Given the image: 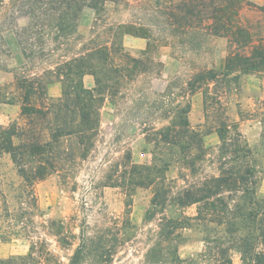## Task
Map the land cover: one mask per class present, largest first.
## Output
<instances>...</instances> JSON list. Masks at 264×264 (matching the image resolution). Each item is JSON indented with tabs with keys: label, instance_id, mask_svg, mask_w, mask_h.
I'll return each instance as SVG.
<instances>
[{
	"label": "rangeland",
	"instance_id": "374dc122",
	"mask_svg": "<svg viewBox=\"0 0 264 264\" xmlns=\"http://www.w3.org/2000/svg\"><path fill=\"white\" fill-rule=\"evenodd\" d=\"M250 2L239 20L251 43L241 47L214 30L208 0H106L83 7L73 31L66 16L49 15L45 0H0V127L26 122L18 79L50 80L43 97L57 98L62 76L55 71H73L83 58V85L93 88L98 77L105 88L101 104L92 102L97 131L82 144L60 138L56 168L44 179L30 183L19 172L33 169L35 158L13 162L0 152V258L69 264L78 249V264L220 263L201 225L173 220L196 214L197 204L178 203L181 193L219 172L215 128L222 121L247 143L241 164L254 170L264 194V70L199 79L220 72L229 54L264 46V0ZM120 24L146 28L149 37ZM179 115L204 135L202 154L183 148ZM257 249L264 252V240ZM228 254L239 264L237 252Z\"/></svg>",
	"mask_w": 264,
	"mask_h": 264
},
{
	"label": "trees",
	"instance_id": "16d2710c",
	"mask_svg": "<svg viewBox=\"0 0 264 264\" xmlns=\"http://www.w3.org/2000/svg\"><path fill=\"white\" fill-rule=\"evenodd\" d=\"M103 1L106 0H45V4L49 15L54 16L58 11L57 17L66 16L67 27L73 31L76 28L73 20L77 19L79 11H83V7L95 9ZM250 4V0H208L206 6H209V18L214 30L217 33L229 32L230 41L237 46H248L252 36L248 28L241 24L239 12L244 5ZM118 28H125L123 32L126 33L149 37L147 29L143 27L130 29L133 26L120 24ZM100 53L102 54L99 56L105 54L103 51ZM82 59H74L73 71L70 68L55 71L58 76H62L58 79L62 83V92L57 98L43 97L50 80L44 83L24 78L17 80L21 115L26 122L23 125L13 122L6 127H0V152L10 154L13 162L22 157L36 159V166L29 169L27 174H24V169L19 168L25 181L33 183L44 179L55 170V153L60 138L75 137L82 144L85 137L94 134L98 129L99 106H93L92 102L101 104L105 88L98 77H95L93 88L83 85ZM263 70L264 46L258 44L252 46L248 53L229 54L220 72L207 70L199 79L214 80L218 75H232L235 79L240 74H256ZM70 74H73L72 83L68 82ZM262 104L264 106V101ZM177 117L174 125L179 127L183 135V148L191 146L201 152L204 135L192 128L183 116ZM261 122L264 126V117ZM231 127L233 130L236 125L228 126L222 121L215 128L221 142L218 153L223 159L219 164V172L198 182L192 190L182 192L178 199V203L184 206L197 204L196 214L181 215L173 223L188 221L186 225H201L207 233L203 240L207 244L215 243L213 247H208L216 248L215 252L221 256L219 264H234L228 254L230 251L239 254V264H264V252L257 249V244L264 240V194L258 188L257 179L253 176L254 170L241 164L250 151L239 132L231 135ZM261 138L264 142V128ZM188 165L192 167L193 164ZM230 191L235 192L234 197L225 194ZM155 197L152 199L153 205L156 204ZM211 224L216 225L212 229L213 236L208 235ZM78 254L77 249L70 257L69 264H78ZM23 259L24 257L18 255L8 256L0 258V264H21Z\"/></svg>",
	"mask_w": 264,
	"mask_h": 264
}]
</instances>
